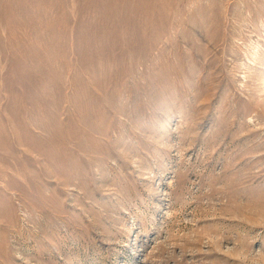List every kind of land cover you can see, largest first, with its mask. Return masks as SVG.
<instances>
[{
    "label": "rangeland",
    "instance_id": "rangeland-1",
    "mask_svg": "<svg viewBox=\"0 0 264 264\" xmlns=\"http://www.w3.org/2000/svg\"><path fill=\"white\" fill-rule=\"evenodd\" d=\"M0 264H264V0H0Z\"/></svg>",
    "mask_w": 264,
    "mask_h": 264
}]
</instances>
